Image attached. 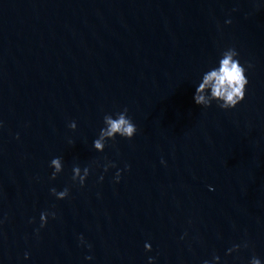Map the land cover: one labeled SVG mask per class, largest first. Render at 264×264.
Here are the masks:
<instances>
[{
	"label": "water",
	"instance_id": "95a60500",
	"mask_svg": "<svg viewBox=\"0 0 264 264\" xmlns=\"http://www.w3.org/2000/svg\"><path fill=\"white\" fill-rule=\"evenodd\" d=\"M227 47L252 65L245 98L203 109L194 83ZM125 107L136 135L97 153ZM0 124V264L264 260V0H0Z\"/></svg>",
	"mask_w": 264,
	"mask_h": 264
},
{
	"label": "clouds",
	"instance_id": "9594fccd",
	"mask_svg": "<svg viewBox=\"0 0 264 264\" xmlns=\"http://www.w3.org/2000/svg\"><path fill=\"white\" fill-rule=\"evenodd\" d=\"M225 23H230V21H225ZM251 67V64L241 62L239 53L234 47L223 49L216 61L206 70L202 71L199 79L194 83V103L203 109H207L213 104L222 111L235 109L245 98L246 87L249 83L247 72ZM0 126H2V124H0ZM68 127L70 130L75 131L77 124L75 121H72L69 123ZM137 130L136 124L128 114L127 107L115 113H106L103 116L102 127L99 129L96 138L92 141V148L97 153H102L109 141L115 142L117 137L123 140H131L136 135ZM161 163H163V161H161ZM48 167L51 169L49 179L55 180L63 170L62 158H52ZM115 167V163L109 161L104 165V172ZM126 170L127 165L125 166V171ZM88 175V167L81 169L79 166H74L72 169L71 180L73 184L78 183L80 187H83ZM120 178L121 172L117 170L113 178L114 182L119 183ZM100 180H103V176L100 177ZM69 191L68 187H65L60 191H57L55 187L49 189L50 195L56 200L66 199L69 195ZM55 218L54 212L41 211L39 215V228L36 229V233L38 234V232L47 225L49 219ZM32 222V220H29V223ZM78 239L82 245L85 244L83 236L78 237ZM241 246L246 248L248 247V244L247 242H244L243 245H233L231 248L227 249L225 255L228 256L234 252H238ZM88 247H90V245ZM151 250L150 243L145 242L144 251L150 252ZM24 259H29L28 252L24 253ZM92 259V256L85 257V260ZM148 264H155V257L150 256L148 258ZM203 264H221V258L220 256L213 254L212 258L203 261ZM248 264H264V260L253 255L248 261Z\"/></svg>",
	"mask_w": 264,
	"mask_h": 264
}]
</instances>
